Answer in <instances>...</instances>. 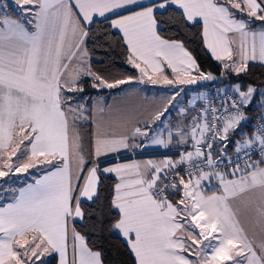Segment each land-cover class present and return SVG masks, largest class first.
<instances>
[{
    "label": "snow or ice",
    "instance_id": "1",
    "mask_svg": "<svg viewBox=\"0 0 264 264\" xmlns=\"http://www.w3.org/2000/svg\"><path fill=\"white\" fill-rule=\"evenodd\" d=\"M194 29L220 77L187 47ZM98 32L138 75L94 70ZM253 63L264 0H0V264H105L98 226L131 264H264V112L248 116L264 91L232 79L217 106L185 87ZM132 83L167 95L102 98ZM149 150L163 158H134Z\"/></svg>",
    "mask_w": 264,
    "mask_h": 264
},
{
    "label": "trees",
    "instance_id": "2",
    "mask_svg": "<svg viewBox=\"0 0 264 264\" xmlns=\"http://www.w3.org/2000/svg\"><path fill=\"white\" fill-rule=\"evenodd\" d=\"M8 15L12 16L15 15V13L9 9ZM169 16H175V13H169ZM165 19H167V17ZM176 20H178V17H176ZM178 26L179 25L176 21H169V23L165 25L166 34L173 36L177 35L175 29ZM197 31H199V29L183 31V36L187 37V47L190 51H192L198 63L201 65V70L220 75V66L203 48L200 38L194 35ZM97 36L101 38H94L89 44L94 70L106 75L110 79L138 75V73H136V71L126 63L125 57L127 53L120 44L119 37L105 36L103 32H98ZM232 79L241 81L245 86L252 84L256 87H264V66L253 63L250 65V69L247 74H242V76L238 78H229L228 81ZM228 81L225 80L220 86L226 85ZM127 87L128 84L120 87L119 90H102V98L110 103V100L114 95L122 94ZM87 91L92 90L88 89ZM259 110L260 108L256 107L254 110L249 111V120L253 121L254 116L258 114ZM111 183L112 181L110 179L104 180L105 188L107 189ZM85 231L87 232L88 230L86 229ZM89 235L90 243L102 252L105 264H131V258L128 254V250L124 246L122 240L117 238L114 234L104 231L98 226V230L96 232L89 233Z\"/></svg>",
    "mask_w": 264,
    "mask_h": 264
},
{
    "label": "rangeland",
    "instance_id": "3",
    "mask_svg": "<svg viewBox=\"0 0 264 264\" xmlns=\"http://www.w3.org/2000/svg\"><path fill=\"white\" fill-rule=\"evenodd\" d=\"M229 78L230 76L227 77L225 80L228 81ZM131 85L127 87L128 88L127 93L120 96V98L127 97L129 101L134 102L137 105L141 104L145 106H150V105L159 106L165 99L167 95V91H168L166 88L162 86L143 85V84H136V83H132ZM225 86L226 85L219 86V87L222 88ZM185 87L188 92V98H192L193 96H198L200 94H203L205 97H207L210 91L218 89V86L216 87V85H209L204 88H197V87H193L192 85L185 86ZM257 88L261 91H264V87H257ZM170 111H172V116L168 117L169 120H171L173 116L176 115L175 110L170 109Z\"/></svg>",
    "mask_w": 264,
    "mask_h": 264
},
{
    "label": "crops",
    "instance_id": "4",
    "mask_svg": "<svg viewBox=\"0 0 264 264\" xmlns=\"http://www.w3.org/2000/svg\"><path fill=\"white\" fill-rule=\"evenodd\" d=\"M215 61V60H214ZM216 62V61H215ZM217 63V62H216ZM218 64V63H217ZM255 64H259V63H255ZM219 65V64H218ZM230 78H232V76H230ZM131 84H129L128 85V87L130 86ZM132 86V85H131ZM127 89L128 88H126V90L122 93V94H120L119 95V97L120 96H122L123 94H125V93H127ZM112 102V99L110 100V103ZM204 101H202V103H203ZM138 105H141V104H138ZM144 108H151V107H153V105H150V106H145V105H142ZM262 112H264V109H261L260 108V110H259V112H258V114L257 115H259L260 116V114L262 113ZM175 151V149H173V152ZM172 153L170 152L169 153V155H171ZM134 158H155V159H162L163 158V156H162V154H161V152H159V151H151V150H149V151H147V152H145L144 154H143V156H141V157H134Z\"/></svg>",
    "mask_w": 264,
    "mask_h": 264
},
{
    "label": "built area",
    "instance_id": "5",
    "mask_svg": "<svg viewBox=\"0 0 264 264\" xmlns=\"http://www.w3.org/2000/svg\"><path fill=\"white\" fill-rule=\"evenodd\" d=\"M206 98L209 102L215 103L217 106H219L220 95H218L217 89L210 91ZM258 117L259 115L254 116L253 121L256 122Z\"/></svg>",
    "mask_w": 264,
    "mask_h": 264
},
{
    "label": "water",
    "instance_id": "6",
    "mask_svg": "<svg viewBox=\"0 0 264 264\" xmlns=\"http://www.w3.org/2000/svg\"><path fill=\"white\" fill-rule=\"evenodd\" d=\"M213 75L217 76V77H220V75H216L214 73H212ZM209 85H216V86H220L221 83L219 81H205V82H202L200 85H192L193 87H197V88H204V87H207Z\"/></svg>",
    "mask_w": 264,
    "mask_h": 264
}]
</instances>
